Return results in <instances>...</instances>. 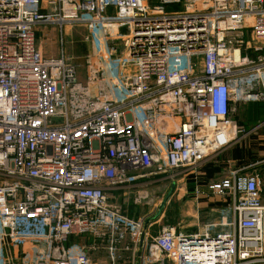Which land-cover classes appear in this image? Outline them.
I'll use <instances>...</instances> for the list:
<instances>
[{
    "label": "built area",
    "instance_id": "obj_1",
    "mask_svg": "<svg viewBox=\"0 0 264 264\" xmlns=\"http://www.w3.org/2000/svg\"><path fill=\"white\" fill-rule=\"evenodd\" d=\"M47 24L87 28L85 82L64 55H43ZM260 100L264 0H0V264H92L68 242L93 234L111 264H264L249 168L208 185L223 204L194 233L153 235L154 220L111 202L228 148L246 131L233 106Z\"/></svg>",
    "mask_w": 264,
    "mask_h": 264
},
{
    "label": "rangeland",
    "instance_id": "obj_2",
    "mask_svg": "<svg viewBox=\"0 0 264 264\" xmlns=\"http://www.w3.org/2000/svg\"><path fill=\"white\" fill-rule=\"evenodd\" d=\"M182 8L180 4L169 6L167 10ZM37 43L46 57L64 55L75 65L82 82H85L90 66L96 62L91 35L81 24H65L62 28L57 24L39 26ZM241 106H233V117L246 130L243 137L196 168L182 170L171 176L151 177L147 179L149 182L146 185L112 191L111 202L116 210L133 220H154L153 235L159 234L164 227L194 233L203 224L217 219L223 200L207 192L208 196L200 200L197 210L195 204L198 205V202L195 200L194 204L192 201L191 189L207 190L210 183L228 175L232 169L246 166L252 168L250 173L257 177L254 169H259L258 184L264 190V167L260 165V161L264 160V130L259 133L261 127H264V102L250 101ZM172 184H175V190L163 210H160ZM68 244L70 248L76 247L86 253L92 264H111L105 242L97 235L71 238ZM129 261L121 256L117 263L127 264Z\"/></svg>",
    "mask_w": 264,
    "mask_h": 264
},
{
    "label": "crops",
    "instance_id": "obj_3",
    "mask_svg": "<svg viewBox=\"0 0 264 264\" xmlns=\"http://www.w3.org/2000/svg\"><path fill=\"white\" fill-rule=\"evenodd\" d=\"M241 106V105H240ZM242 107V106H241ZM258 127V126H257ZM260 128V127H259ZM262 130H264V127L262 128L261 127V129L259 130V133L260 132H262ZM243 137V136H242ZM260 137H263V136H260ZM235 142H233L231 145H233ZM230 145V146H231ZM229 146V147H230ZM260 165L262 166L263 165V167H264V160H261L260 161ZM239 167H243V168H249L248 170L250 171L252 168H250V167H246V166H239ZM254 172L256 173V174H258V177H257V175H256V177H257V179L259 180V169L257 168V167H255V169H254ZM260 191H261V194L263 193L264 194V190H262L261 189V187H260ZM194 192V191H193ZM203 192H205V195L204 196H201V197H198L197 199H195V198H191L192 199V201L194 202V204L196 203V202H198V205L197 204H195V207H196V209L198 210L199 209V202H200V200L201 199H206V197L208 196V194H207V191H203ZM262 194V198H263V202H264V195ZM195 200H197L196 202H195ZM203 203H204V201H203ZM203 207V206H202ZM193 216H196V217H198L196 214H193Z\"/></svg>",
    "mask_w": 264,
    "mask_h": 264
},
{
    "label": "water",
    "instance_id": "obj_4",
    "mask_svg": "<svg viewBox=\"0 0 264 264\" xmlns=\"http://www.w3.org/2000/svg\"><path fill=\"white\" fill-rule=\"evenodd\" d=\"M174 190H175V184H172V186H171V189H170L169 193L167 194V196H166L165 200L163 201V203H162V205H161V207H160V210H163V208H164V207H165V205H166V202H167V201H168V199H169V198L172 196V194H173Z\"/></svg>",
    "mask_w": 264,
    "mask_h": 264
},
{
    "label": "trees",
    "instance_id": "obj_5",
    "mask_svg": "<svg viewBox=\"0 0 264 264\" xmlns=\"http://www.w3.org/2000/svg\"><path fill=\"white\" fill-rule=\"evenodd\" d=\"M191 191L193 192L194 190H193V189H191Z\"/></svg>",
    "mask_w": 264,
    "mask_h": 264
}]
</instances>
